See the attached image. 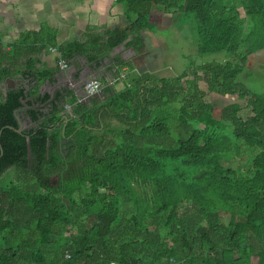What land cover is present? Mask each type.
<instances>
[{"label":"trees","instance_id":"trees-1","mask_svg":"<svg viewBox=\"0 0 264 264\" xmlns=\"http://www.w3.org/2000/svg\"><path fill=\"white\" fill-rule=\"evenodd\" d=\"M236 1L249 26L235 0H116L126 21L104 33L88 27L85 39L60 42L47 26L0 43V132L37 95L1 85L52 81L61 59L90 63L111 94L34 113L30 148L27 136L2 133L0 180L14 170L0 184V264H264V92L238 81L264 51V0ZM177 16L194 21L199 55L238 61L169 79L111 57L122 45L140 54L144 33ZM53 49L49 68L41 57ZM209 93L245 100L251 114L231 103L216 116Z\"/></svg>","mask_w":264,"mask_h":264},{"label":"rangeland","instance_id":"rangeland-1","mask_svg":"<svg viewBox=\"0 0 264 264\" xmlns=\"http://www.w3.org/2000/svg\"><path fill=\"white\" fill-rule=\"evenodd\" d=\"M98 1L100 0H47L44 4L50 8H53L51 5L53 4L54 9L58 11V15L54 17V19L56 18V20L62 22H57V24H51L54 22H49L47 24H41V26L54 28L58 33L62 34V37H59V39H63L64 42L73 39H82L88 31L86 29L87 27H98V25L103 23L106 19L105 16L97 12L98 7H96V5L98 4ZM58 2L59 4H56ZM13 3L14 2L12 1L11 4ZM235 3L238 5L237 11L239 12L240 18L246 21V26H249L250 22L243 8L238 1L235 0ZM112 5V12L118 10L119 5H117L116 0L112 2ZM121 8L122 7L120 6L119 9ZM15 9V7L9 4L8 7L6 5L5 10H8L6 12H9ZM152 20H154L156 24H160L159 16H152ZM162 22V27H159L158 25V31L155 34H158L163 41L157 39L158 37L156 35H152L148 32L144 33L147 47L146 50L142 51L144 57L137 60L136 58H134L135 60L133 59L134 63L141 67L140 73L147 71L158 77L170 79L189 70L190 76L188 78L193 79L194 75L192 74L191 69H194L195 67H201L204 64L210 63H224L228 60L231 62L238 61L234 57L228 58L224 52L205 56L199 55L197 53L195 23L191 20L190 16H177L174 19L162 20ZM81 26H86V28H81ZM79 27L80 30H74ZM9 39L10 38L6 39V44ZM48 59L52 60L53 57L49 56ZM238 81L243 82L255 93L264 92V51H260L250 57L244 73L239 77ZM201 88L203 89V87ZM207 100L216 108V116L219 115V110L221 108L231 103H239L241 105L243 108L242 115L244 117H248L251 114V110L248 109V103L245 100L231 101L221 95L216 96L211 93L207 94ZM240 162V160H237L234 163L239 166L241 164ZM12 173L13 170L9 171V173L0 180V184L7 183L11 178Z\"/></svg>","mask_w":264,"mask_h":264},{"label":"crops","instance_id":"crops-1","mask_svg":"<svg viewBox=\"0 0 264 264\" xmlns=\"http://www.w3.org/2000/svg\"><path fill=\"white\" fill-rule=\"evenodd\" d=\"M12 1L14 2L13 4H11ZM46 1L47 0H0V43L3 42V45H5L7 38H10L8 40V42H12V41H15L22 33H25L27 31H38L44 27V26H41V24H47L49 22H54L51 24H57V22H62V21L56 20V18L54 19V17H56L58 15V11L54 9L53 4H51L53 8L47 7L44 4V2H46ZM114 1L115 0H100V1H98V4L96 5V7H98L97 12L99 14L105 16L106 19H105V21H103V23H100V25H98V27L94 26L91 28L95 29L97 32L104 33L107 30L112 29L121 23H125L126 19H125V16L123 14L122 8L119 9L120 6L118 7V10L113 11L114 13L112 12L111 9H113V8L111 6H113L112 2H114ZM9 4L11 6L15 7L16 9L13 11L6 12V11H8V10H5L6 5L8 7ZM56 4H59V2ZM81 28H86V26H81ZM78 29L80 30V27L76 28L74 30H78ZM67 30L70 31L69 29H67ZM74 30H73V34H74ZM147 32L151 33L152 35H156L158 37L157 39H160L161 41H163L158 34H155V33L149 32V31H147ZM63 36H66V35H63ZM58 37L61 38L62 34L58 33ZM73 40H75V39H73ZM59 41L64 42L63 39H59ZM146 48H145V50H146ZM54 52L55 51L52 50L51 53H48L47 55L46 54L42 55V57H41L42 63L46 64V66L49 68L55 67L56 63H57L55 60L56 59V53H54ZM126 52L131 53L130 49H126V48L125 49H119V51H117V53H116V56H121L122 59L124 60L122 55ZM49 56H52L53 59L49 60L48 59ZM143 57H144V53L141 52L137 56H133V58H131V60H130V62L133 64V66L135 68V71L139 74H142V73H140L141 67L137 66L134 63V60H135L134 58H136V60H137V59H140ZM127 71H128V68L122 69V72L124 74L127 73ZM145 72H147V71H144L143 73H145ZM110 80H115V79L111 78ZM122 88H123L122 84L116 85L117 90H121Z\"/></svg>","mask_w":264,"mask_h":264},{"label":"flooded vegetation","instance_id":"flooded-vegetation-1","mask_svg":"<svg viewBox=\"0 0 264 264\" xmlns=\"http://www.w3.org/2000/svg\"><path fill=\"white\" fill-rule=\"evenodd\" d=\"M85 64H90V63H88L85 60H82L81 65L79 67L77 66L76 67L77 69L82 70ZM72 66L75 65L74 64L69 65L67 70H58L54 75V80L52 81L49 80L44 83L37 84L36 82H30V81L23 82L19 77H15V78L13 77L6 80V82L1 85V88L4 89L5 94L8 90L17 88L19 86L20 87L25 86V88L27 89L26 93H28L30 89L36 88L37 95L34 98L33 97L29 98L30 100L29 99L24 100L23 107L14 111V116L17 126H12L10 124H7L4 126V129L0 132V150H1L0 162L3 161L4 158L6 157L5 148L1 142V136L5 130H10L15 133L18 130H21V133L19 134H23L24 136H27V138H30V134H33V132L38 126V123L34 120L35 119L34 113H40L42 111L43 115H41V117L47 118L52 115V112L55 110V108H59L61 113H63L65 109H67V112H70L71 107L67 104V102L73 96L72 92L67 96L66 95L63 96L60 93H58L56 99H54L53 101H51L52 96L49 95V93H52L53 90L55 89L65 90L66 88L70 89L72 87H75V83L66 74L67 71L72 69ZM92 72L93 75H96V77L99 76V73L97 71H94L93 68H92ZM29 102H31L30 105L28 104ZM64 141H67L66 143H63V145H65L66 147L73 146L72 138L69 137L67 139H64L63 142Z\"/></svg>","mask_w":264,"mask_h":264},{"label":"water","instance_id":"water-1","mask_svg":"<svg viewBox=\"0 0 264 264\" xmlns=\"http://www.w3.org/2000/svg\"><path fill=\"white\" fill-rule=\"evenodd\" d=\"M119 49H125V46L122 45L118 48H116L114 50V52L112 53L111 57H115L117 51H119ZM131 53H124L122 56L124 58V61H130L131 58H133V56H137L138 53L135 51V49L131 48L130 49ZM110 59H105L103 61L100 62L102 68H104L106 65H110ZM92 68L93 66H91L90 64H85L84 68L82 70L77 69L76 66H72V69L67 71V75L69 76V78L75 83V87L72 88H66L65 90L63 89H55L53 90L52 93H49V95L52 96L51 101H53L54 99H56L58 93H60L61 95H69L71 92L73 93V96L78 97L79 99L85 100V101H90L93 102L94 100H98V101H105L106 99L111 97V94H105L104 91L95 94V95H90L87 96L88 94L84 91V87L87 83L91 82L92 80H96L97 77L96 75H93L92 72ZM107 80V78H106ZM108 81V80H107ZM18 133H21V130L17 131ZM67 141H64L63 143H66ZM28 145L30 148V139L28 138Z\"/></svg>","mask_w":264,"mask_h":264},{"label":"built area","instance_id":"built-area-1","mask_svg":"<svg viewBox=\"0 0 264 264\" xmlns=\"http://www.w3.org/2000/svg\"><path fill=\"white\" fill-rule=\"evenodd\" d=\"M55 52L56 50L53 49ZM59 67L61 70H67L69 67V64L66 60L61 59L59 62ZM116 83V80H109L108 85L114 86ZM104 84L100 80H92L91 82L87 83L85 85V91L87 92L88 95H95L103 91L104 89ZM67 257H70L67 255Z\"/></svg>","mask_w":264,"mask_h":264}]
</instances>
